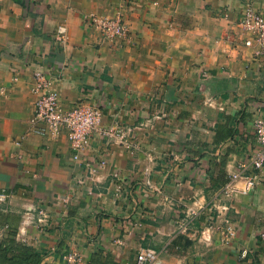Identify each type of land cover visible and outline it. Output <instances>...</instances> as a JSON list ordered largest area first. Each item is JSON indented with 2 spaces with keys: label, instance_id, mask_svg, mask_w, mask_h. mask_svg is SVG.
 I'll use <instances>...</instances> for the list:
<instances>
[{
  "label": "crops",
  "instance_id": "crops-1",
  "mask_svg": "<svg viewBox=\"0 0 264 264\" xmlns=\"http://www.w3.org/2000/svg\"><path fill=\"white\" fill-rule=\"evenodd\" d=\"M249 4L264 14V0H0V239L17 229L39 264H65L69 251L82 264H136L140 247L155 250L152 264H243L242 248L264 264V168L235 198L232 236L207 218L264 115V67L240 25ZM120 6L126 35L107 40L84 24ZM37 69L65 108L98 105L101 126L150 121L139 148L95 132L74 158L66 134L39 131Z\"/></svg>",
  "mask_w": 264,
  "mask_h": 264
},
{
  "label": "built area",
  "instance_id": "built-area-1",
  "mask_svg": "<svg viewBox=\"0 0 264 264\" xmlns=\"http://www.w3.org/2000/svg\"><path fill=\"white\" fill-rule=\"evenodd\" d=\"M124 5L132 0H121ZM84 24L97 28L102 37L107 40L126 35L128 28L124 11L120 8L112 17L97 13L84 15ZM240 25L250 33L244 43L253 46L255 57L259 64L264 67V14L251 4L245 7L240 19ZM66 25H59L56 38L66 41L68 38ZM34 91L37 93L35 102V113L32 122L39 131L48 130L54 137L66 134L73 149V157L78 158L80 153L87 149L95 132H99L108 143H118L130 150L138 149L140 146V131L151 128L150 121L139 124H125L116 122L110 126H101L102 111L98 105L93 103L78 102L65 108L60 100L59 92L54 86V77L48 71L37 69L34 72ZM3 89L0 90V95ZM211 103V99H208ZM255 138L257 145L254 151L246 158L240 160L228 168L227 180L217 192L213 204L207 214L208 221L221 229L225 239L235 233L232 211L234 201L239 193L250 192L259 182L260 172L264 168V115L255 119ZM108 159L103 157L100 165L106 164ZM98 166H90L89 171L95 172ZM117 174V173H114ZM239 182H242L241 184ZM6 194H0V199H5ZM40 220L47 218V212L40 208ZM198 211L191 209L186 220L182 222V228L188 227V220L197 215ZM249 249L242 248L239 258L243 264H249ZM65 264H82V255L77 251H69L65 255ZM156 260V252L153 249L140 247L136 264H152Z\"/></svg>",
  "mask_w": 264,
  "mask_h": 264
},
{
  "label": "trees",
  "instance_id": "trees-1",
  "mask_svg": "<svg viewBox=\"0 0 264 264\" xmlns=\"http://www.w3.org/2000/svg\"><path fill=\"white\" fill-rule=\"evenodd\" d=\"M43 253L17 237V229L10 228L0 239V264H39Z\"/></svg>",
  "mask_w": 264,
  "mask_h": 264
}]
</instances>
